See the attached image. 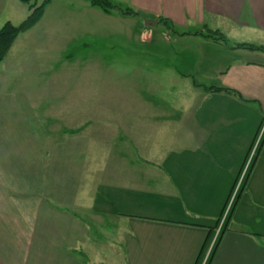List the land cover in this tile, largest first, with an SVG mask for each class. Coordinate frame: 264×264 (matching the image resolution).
I'll list each match as a JSON object with an SVG mask.
<instances>
[{"label": "crops", "instance_id": "1", "mask_svg": "<svg viewBox=\"0 0 264 264\" xmlns=\"http://www.w3.org/2000/svg\"><path fill=\"white\" fill-rule=\"evenodd\" d=\"M110 1L141 17L50 0L0 63V264H264V134L219 226L264 119V51L230 45L264 46V0ZM28 14L24 2L0 0V27ZM86 16L127 24L129 37L157 48L120 55L123 69L111 72L124 76L123 100L76 89L53 103L44 93L39 112L14 85L13 50L42 28L60 42ZM206 29L227 43L194 34Z\"/></svg>", "mask_w": 264, "mask_h": 264}, {"label": "rangeland", "instance_id": "2", "mask_svg": "<svg viewBox=\"0 0 264 264\" xmlns=\"http://www.w3.org/2000/svg\"><path fill=\"white\" fill-rule=\"evenodd\" d=\"M74 12L67 13L74 17ZM60 14L64 12L60 11ZM84 22L86 26L82 24V27L76 28V23L73 21L60 42L57 41L58 32L48 37L43 28L39 29L29 39L19 41L17 48L13 50L16 56L14 64L17 81L14 85L22 94L41 104L39 112H43L46 106L44 93L53 103L75 99L78 91L76 89L82 91L84 96L87 93L89 97L94 91V97L99 96V99L104 102H109L110 94H117L123 100L124 76L111 72V70L123 69L117 65L124 62L120 55L136 52L150 53L157 48L156 45L147 47L140 44L134 34L129 37L130 33L127 31L130 27L127 24L109 19L93 20L90 16H86ZM111 57L121 59L111 60ZM92 69L96 72L94 77L80 75L79 71ZM61 78L63 82L67 78L66 89L61 86ZM52 110L57 109L52 108ZM101 115L108 117L107 109H101ZM52 125L56 127V123ZM90 181V174L85 169L80 197L86 196L85 191L91 184ZM214 242L215 239L212 242V248Z\"/></svg>", "mask_w": 264, "mask_h": 264}, {"label": "trees", "instance_id": "3", "mask_svg": "<svg viewBox=\"0 0 264 264\" xmlns=\"http://www.w3.org/2000/svg\"><path fill=\"white\" fill-rule=\"evenodd\" d=\"M27 4V7L29 9V14L26 16L25 19H23L18 24H12L10 21H6L1 27H0V63L3 60V58L6 56L7 52L11 48L13 42L17 38V36L21 33L26 32L30 28H32L42 17L46 5L49 3L50 0H41L38 2V0H20ZM89 3L91 6L98 7L105 13H111L114 9H117L120 11V13L124 15H131L136 16L138 18L141 17V13L134 11L133 9L129 7L121 8L120 5L112 3L110 0H89ZM157 21L165 24L167 27L172 29V23L170 20L163 18V17H157ZM203 33L202 31H195L194 34H200L207 37H212L214 40H221L224 43H227V38L225 35L218 29H206ZM231 48H243L248 50H259L264 51V46L259 44H253L249 42H237L232 45H230ZM198 85L197 83H195ZM204 89L207 90H218V91H226L231 92L239 97L240 94L236 91L229 89V88H220V87H213V86H203ZM80 129H64L65 133H76ZM243 187V186H242ZM219 233L217 234L214 242V246L212 248L211 255L213 254L215 248L218 245L219 242Z\"/></svg>", "mask_w": 264, "mask_h": 264}, {"label": "built area", "instance_id": "4", "mask_svg": "<svg viewBox=\"0 0 264 264\" xmlns=\"http://www.w3.org/2000/svg\"><path fill=\"white\" fill-rule=\"evenodd\" d=\"M263 134H264V119L261 123V126L258 130V132L256 133L255 135V138L253 140V143L250 147V150H249V153L247 155V158L245 159L242 167H241V170L239 172V175H238V178L235 182V185L234 187L232 188L228 198H227V201L225 203V207L223 209V216L221 218V222H220V225H222V223L224 222L226 216L228 215L231 207L233 206V203L238 195V193L241 191L242 189V186H243V183L245 181V178H246V175H247V172L249 170V168L251 167V164L253 163V160L255 158V155H256V151L259 147V144H260V141L263 137ZM217 235V234H216Z\"/></svg>", "mask_w": 264, "mask_h": 264}, {"label": "water", "instance_id": "5", "mask_svg": "<svg viewBox=\"0 0 264 264\" xmlns=\"http://www.w3.org/2000/svg\"><path fill=\"white\" fill-rule=\"evenodd\" d=\"M143 21H144L145 24H149L151 22H155V20H148V19H145V18H143Z\"/></svg>", "mask_w": 264, "mask_h": 264}]
</instances>
